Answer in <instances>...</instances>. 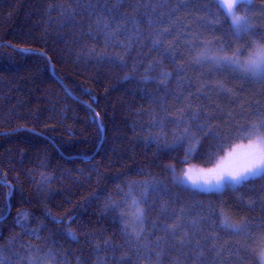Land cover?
Masks as SVG:
<instances>
[{
  "label": "snow or ice",
  "instance_id": "1",
  "mask_svg": "<svg viewBox=\"0 0 264 264\" xmlns=\"http://www.w3.org/2000/svg\"><path fill=\"white\" fill-rule=\"evenodd\" d=\"M49 8L57 13L59 27L71 29L78 42L93 41L92 47H85L97 62L127 70L125 80L140 75L141 83L155 85L154 94H148L154 105L146 110L148 134L158 147L183 149V159L165 166L175 186L194 194L222 193L264 182V90L251 99L242 96L246 85L264 89V0L258 7L255 0H62ZM140 65H145L142 72ZM204 68L209 72L200 71ZM221 70L239 86H229L223 77L206 79ZM201 155L217 162L195 171L177 167ZM128 187L124 203L108 202L120 213L122 241L91 234L89 253L77 254L75 264H264V215L238 217L226 211L223 201L206 210L202 204L181 205L179 197L173 198L168 186L156 180ZM133 187L142 190L139 198ZM259 192L264 210V183ZM150 195L157 197L151 202V219L142 207ZM129 200L130 213L125 211ZM240 200L243 203V197ZM256 204L249 197L248 211ZM20 216L26 220L28 213ZM26 234L39 238L36 230ZM68 235L76 239L71 230ZM21 247L27 252L18 254V264H61V254L51 248L44 252L30 244ZM63 264H69L67 254Z\"/></svg>",
  "mask_w": 264,
  "mask_h": 264
},
{
  "label": "trees",
  "instance_id": "2",
  "mask_svg": "<svg viewBox=\"0 0 264 264\" xmlns=\"http://www.w3.org/2000/svg\"><path fill=\"white\" fill-rule=\"evenodd\" d=\"M60 2L0 0V261L18 264V254L27 252L21 246L30 244L60 253L61 264L67 254L69 264H75L77 254L89 253L91 234L121 242L120 213L108 206L109 199L124 203L128 185L146 180L167 185L181 205L197 203L206 210L209 204L223 201L226 211L238 217L264 215L259 203L264 182L235 191L195 194L172 183L165 166L183 159V149L158 147L148 134L146 110L154 107L148 94H154L155 85L141 83L140 75L125 80L127 70L90 56L85 44L90 48L93 41L78 42L71 29L59 27L57 13L50 12L49 6ZM255 4L258 7L259 0ZM190 23L194 26L195 21ZM204 35L212 39L210 33ZM144 66L140 65L141 72ZM221 77L229 86H239L226 70L212 72L206 79ZM192 87L195 90L196 84ZM262 90L246 85L242 96L251 99ZM167 133L171 142V126ZM216 162L215 157L208 160L201 155L177 167L207 168ZM131 191L139 198L142 190ZM249 197L257 200L252 211H248ZM155 199L150 195L149 204L142 205L149 219L155 216L151 210ZM130 206L129 200L125 211ZM21 212L28 213L26 220ZM33 230L39 238L26 234Z\"/></svg>",
  "mask_w": 264,
  "mask_h": 264
},
{
  "label": "rangeland",
  "instance_id": "3",
  "mask_svg": "<svg viewBox=\"0 0 264 264\" xmlns=\"http://www.w3.org/2000/svg\"><path fill=\"white\" fill-rule=\"evenodd\" d=\"M187 167H189V166H185L184 168H187ZM190 167H192L193 168V170L195 171V170H198V169H201V168H198V167H194V166H190ZM131 206L129 207V213L131 212Z\"/></svg>",
  "mask_w": 264,
  "mask_h": 264
}]
</instances>
